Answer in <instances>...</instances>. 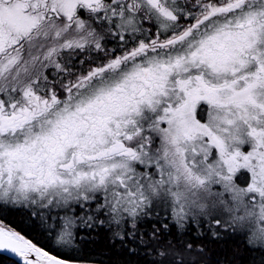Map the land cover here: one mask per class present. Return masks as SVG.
I'll return each mask as SVG.
<instances>
[{
    "label": "snow or ice",
    "instance_id": "snow-or-ice-1",
    "mask_svg": "<svg viewBox=\"0 0 264 264\" xmlns=\"http://www.w3.org/2000/svg\"><path fill=\"white\" fill-rule=\"evenodd\" d=\"M225 240L264 264V0H0V264Z\"/></svg>",
    "mask_w": 264,
    "mask_h": 264
},
{
    "label": "trees",
    "instance_id": "trees-1",
    "mask_svg": "<svg viewBox=\"0 0 264 264\" xmlns=\"http://www.w3.org/2000/svg\"><path fill=\"white\" fill-rule=\"evenodd\" d=\"M9 222L15 223L14 217H8ZM101 246L103 241L100 242ZM240 248L239 242L235 240H225L223 242V246H217L214 251V259L220 258L224 259L227 258L232 261V264H246L248 260V253L247 252H239L237 249ZM217 253L219 256L217 257Z\"/></svg>",
    "mask_w": 264,
    "mask_h": 264
},
{
    "label": "flooded vegetation",
    "instance_id": "flooded-vegetation-1",
    "mask_svg": "<svg viewBox=\"0 0 264 264\" xmlns=\"http://www.w3.org/2000/svg\"><path fill=\"white\" fill-rule=\"evenodd\" d=\"M6 219H8V217H6Z\"/></svg>",
    "mask_w": 264,
    "mask_h": 264
}]
</instances>
